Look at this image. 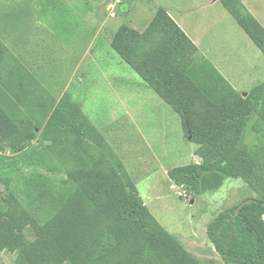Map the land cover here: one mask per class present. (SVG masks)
I'll return each instance as SVG.
<instances>
[{"label":"trees","instance_id":"trees-1","mask_svg":"<svg viewBox=\"0 0 264 264\" xmlns=\"http://www.w3.org/2000/svg\"><path fill=\"white\" fill-rule=\"evenodd\" d=\"M229 2L224 8L264 56V28L240 0ZM40 5L44 13L56 6ZM110 47L179 116L197 146L200 161L169 169L170 182L200 196L239 178L255 194L209 221L215 253L225 264H264V82L241 95L161 7L142 32L120 25ZM14 107L0 88V252L16 253L13 264H202L152 216L71 95L46 104L43 117ZM34 140L37 147H29ZM247 199L256 202L236 213Z\"/></svg>","mask_w":264,"mask_h":264},{"label":"rangeland","instance_id":"rangeland-1","mask_svg":"<svg viewBox=\"0 0 264 264\" xmlns=\"http://www.w3.org/2000/svg\"><path fill=\"white\" fill-rule=\"evenodd\" d=\"M21 1L23 6L40 14L41 0ZM21 1L0 0V13L15 10L16 4H7L20 5ZM105 1L44 0V4L53 2L57 6L45 9L51 15L48 18L51 31L74 52L65 71L54 75L52 86L65 85L68 79L70 94L118 155L159 224L190 253L205 261L219 258L206 240L208 222L255 194L239 178H228L218 190L200 196H188L186 190L174 188L167 171L198 163L200 159L194 155L197 146L185 137L179 116L119 58L111 49L110 40L123 24L142 32L156 9L164 8L197 43L199 57L207 59L241 95L264 82V56L224 8L223 0H108L106 4ZM233 1L227 0L235 5L236 0ZM240 1L264 27V0ZM78 69L80 77L74 75L71 80L72 71L77 73ZM254 141V134L247 131L246 142ZM36 142L29 147H37ZM3 178L5 174L0 175ZM178 191L186 197H178ZM5 193L0 182V195ZM25 234L28 240L33 239L30 230ZM15 258L16 253L0 252V264H13Z\"/></svg>","mask_w":264,"mask_h":264},{"label":"crops","instance_id":"crops-1","mask_svg":"<svg viewBox=\"0 0 264 264\" xmlns=\"http://www.w3.org/2000/svg\"><path fill=\"white\" fill-rule=\"evenodd\" d=\"M7 6H14L16 9L9 10L7 13H0L4 16V19L0 16V41L5 48L0 54V88L17 105V109L12 108L13 112L18 114L19 111H22L29 117H43L46 104L56 103L65 93L71 95L68 79L65 85L60 87L54 88L52 85L55 81L54 75L56 77L57 71H65L74 52L71 51L72 49L68 44L62 42L51 31L50 24H48L50 14H44L39 7L40 14H38L23 6L22 1L20 5L14 2L7 4ZM34 14L35 19H33ZM169 16L186 35L180 26V21L170 14ZM40 20L44 22L42 23ZM30 21L33 24H30ZM21 33H26V35L23 37ZM186 37L195 45L199 53L197 43L187 35ZM81 56L84 60L83 52ZM51 72L54 74L52 75ZM79 74H81L79 69L77 73L73 70L70 75L71 80L74 75L80 77ZM181 245L184 247L183 243ZM190 254L201 263L204 261L202 264H220L218 257L209 258L205 261L199 255ZM221 264L225 263L222 261Z\"/></svg>","mask_w":264,"mask_h":264},{"label":"water","instance_id":"water-1","mask_svg":"<svg viewBox=\"0 0 264 264\" xmlns=\"http://www.w3.org/2000/svg\"><path fill=\"white\" fill-rule=\"evenodd\" d=\"M108 2V0L105 1V4ZM188 139L190 140V137H188ZM252 202H256V200L254 199H247L245 200L244 202H242L239 207L237 208L236 210V213L238 212V210L243 207L245 204H249V203H252ZM261 206L264 208V202H261Z\"/></svg>","mask_w":264,"mask_h":264},{"label":"built area","instance_id":"built-area-1","mask_svg":"<svg viewBox=\"0 0 264 264\" xmlns=\"http://www.w3.org/2000/svg\"><path fill=\"white\" fill-rule=\"evenodd\" d=\"M176 194H177L178 197H182V196L186 197L185 193H182V192H179V191Z\"/></svg>","mask_w":264,"mask_h":264}]
</instances>
